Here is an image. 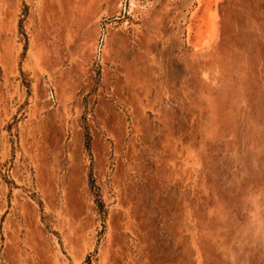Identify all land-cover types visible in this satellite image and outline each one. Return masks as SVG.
I'll return each instance as SVG.
<instances>
[{"label":"rangeland","instance_id":"374dc122","mask_svg":"<svg viewBox=\"0 0 264 264\" xmlns=\"http://www.w3.org/2000/svg\"><path fill=\"white\" fill-rule=\"evenodd\" d=\"M0 264H264V0H0Z\"/></svg>","mask_w":264,"mask_h":264}]
</instances>
